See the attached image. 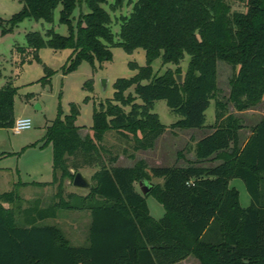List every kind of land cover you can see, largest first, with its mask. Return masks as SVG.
<instances>
[{"label":"trees","instance_id":"1","mask_svg":"<svg viewBox=\"0 0 264 264\" xmlns=\"http://www.w3.org/2000/svg\"><path fill=\"white\" fill-rule=\"evenodd\" d=\"M21 1L3 33L28 17L51 22L58 5L59 21L69 30L61 35L48 29L47 37L28 32L27 47L16 48L22 63L39 59L42 47L69 48L66 72L81 59L108 60L110 47L119 46L129 53L143 48L146 64L132 62L137 72L117 78L112 97L94 106L91 134L82 135L75 124V104L46 125L43 144H52L53 178L32 184L55 185V192L49 204L35 198L27 206L15 190L0 194V264H174L188 256L197 264H264V114L242 141L245 125L228 108L230 102L237 111L249 109L264 95V0H238L245 11L233 10L231 0H135L128 14L115 16L117 39L102 6L107 0ZM78 2L88 11L74 24ZM131 2L114 0L109 7L115 12ZM185 53L189 62L181 82L170 69L153 72L154 59L177 65ZM218 60L232 68L225 102L216 97ZM131 87L134 94L126 93ZM14 93L10 83L0 87V127L13 125ZM158 99L181 118L163 124L153 111ZM211 100L215 120L207 125ZM168 128L210 132L194 142V158L184 164L148 166L138 159L117 165V155L102 145L105 133L114 131L132 140L133 150L151 148ZM84 166L95 168L91 188L85 195L64 194V179L73 180ZM232 178L243 181L249 205H240ZM139 181L151 185L145 195ZM148 194L164 207L158 219L149 213ZM62 209L89 212L86 245H71L58 225L43 223Z\"/></svg>","mask_w":264,"mask_h":264},{"label":"rangeland","instance_id":"2","mask_svg":"<svg viewBox=\"0 0 264 264\" xmlns=\"http://www.w3.org/2000/svg\"><path fill=\"white\" fill-rule=\"evenodd\" d=\"M114 0H107L102 6L109 12L112 22L110 28L115 39L120 29L115 16L128 14L132 8L125 3L120 10L111 11L109 4ZM233 10L245 11L246 6L238 0H231ZM23 3L21 0H0V87L10 83L15 87L13 94V115L17 117H29L31 127L19 133H15L12 127H0V194L5 191L15 190L22 198V206H27L28 201L40 198L43 205L52 201L55 185L38 186L32 182H49L53 178V148L51 143H44L46 125L50 124L61 109L63 114H68L72 104L78 108L75 124L80 127V133L91 134L93 124V109L99 102L111 98L114 92L113 83L117 78L131 77L137 72L131 63L138 66L146 64V54L143 48H136L132 52H126L119 46H111V58L90 62L81 59L77 66L69 71H64L71 50L69 48L52 49L42 47L38 51L39 59L21 62V54L17 52L18 46L27 47L26 34L30 31H38L44 37L48 29L61 34L69 33L68 26L59 21L58 5L53 13L51 22L43 19L36 20L32 17L23 19L17 25L9 28V19L19 11ZM87 12L84 2L76 5L72 13L75 24L80 12ZM189 54L185 53L179 64L171 62L163 63L158 57L151 63L153 72L162 74L170 69L174 74L183 76L188 67ZM47 70H50L47 74ZM232 74L231 66L225 61H217V86L216 97L221 101L227 100L230 85L229 78ZM134 94L133 87L126 93ZM137 102L141 100L137 97ZM229 111L235 114L240 122L245 125L239 131L242 141L250 133V126L254 125L264 114V95L254 106L243 111H237L228 103ZM153 111L158 114L163 124L170 125L181 116L172 111L163 99L154 101ZM215 120V103L210 101L205 110V124H211ZM209 128L204 129H171L168 128L160 135L151 148L133 150V141L125 140L114 131L105 133L102 145L111 155H117L115 164L132 165L138 159H144L148 166L184 164L187 159H193V146L195 140L209 133ZM126 152H123V149ZM107 153V154H109ZM129 154L133 156L130 157ZM104 156L106 153H104ZM95 168L84 166L80 171L88 178ZM71 171H73L71 169ZM158 181L160 179H154ZM25 183V184H20ZM230 186H234L239 193L241 206L250 204V196L243 181L240 178H232ZM64 194L76 192L82 195L87 189L72 186V180L65 178L63 181ZM138 189L139 188V185ZM1 202V200H0ZM146 202L150 215L158 219L164 213L163 205L152 195H146ZM4 206H9L3 203ZM11 206V205H10ZM44 223L56 224L69 239L71 245L81 246L88 243V227L90 214L86 210L62 209L55 219H46ZM194 256L174 264H197Z\"/></svg>","mask_w":264,"mask_h":264},{"label":"water","instance_id":"3","mask_svg":"<svg viewBox=\"0 0 264 264\" xmlns=\"http://www.w3.org/2000/svg\"><path fill=\"white\" fill-rule=\"evenodd\" d=\"M178 81L181 82L182 76L180 74H177ZM140 191L143 195H145L149 190L151 185L147 183H143L142 181L138 182ZM72 186L80 189H90L92 184L90 179L85 176L80 170L77 171L73 177L72 180Z\"/></svg>","mask_w":264,"mask_h":264},{"label":"built area","instance_id":"4","mask_svg":"<svg viewBox=\"0 0 264 264\" xmlns=\"http://www.w3.org/2000/svg\"><path fill=\"white\" fill-rule=\"evenodd\" d=\"M11 127L15 133H19L31 127V119L29 117L14 118V122Z\"/></svg>","mask_w":264,"mask_h":264},{"label":"crops","instance_id":"5","mask_svg":"<svg viewBox=\"0 0 264 264\" xmlns=\"http://www.w3.org/2000/svg\"><path fill=\"white\" fill-rule=\"evenodd\" d=\"M249 134H250V133H249ZM249 134H248V135H249ZM195 141H196V140H195ZM42 205H43V203H42ZM47 219H55V218H47ZM45 220H46V219H45ZM43 223H44V221H43ZM47 224H48V223H47Z\"/></svg>","mask_w":264,"mask_h":264}]
</instances>
